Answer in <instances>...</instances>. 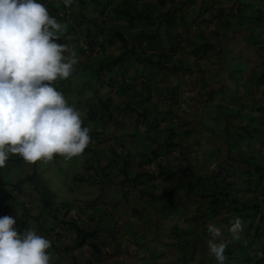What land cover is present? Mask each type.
Segmentation results:
<instances>
[{
  "label": "crops",
  "instance_id": "obj_1",
  "mask_svg": "<svg viewBox=\"0 0 264 264\" xmlns=\"http://www.w3.org/2000/svg\"><path fill=\"white\" fill-rule=\"evenodd\" d=\"M55 2L41 4L48 11L60 7L61 16H51L78 31L73 40H66L69 48L78 54L70 44L77 37L81 47L82 43L88 45L86 51L80 49L75 71L91 68L89 63L97 73L107 70L105 81H99L85 105L91 142L74 181L87 186L75 184L69 189L79 190V197L53 202L49 200L52 192L36 175L37 163L21 161L20 168L14 163L17 156L11 157V166L0 168V217L16 218L15 227L21 233L33 229L47 238L50 264H217L207 245L212 237L206 226L213 214L198 206L200 200L208 209L211 202L187 196L184 190L195 181L182 183L178 178L180 168L201 176L209 168L215 173L227 154L225 146L218 148L223 141L219 137L212 150L216 157H210L199 123L203 109L211 107L207 94L217 89L215 93H221L224 77L213 79L209 73L225 66L221 56L226 50L235 52L242 62L240 69L247 74L241 75L248 76L260 65L259 55L245 46L248 36L243 18L249 10L241 8L244 0H103L102 5V0H76L71 7ZM85 5L91 19L83 12ZM252 5L260 8L264 0ZM123 12L151 14L152 22H130ZM166 13L175 14L169 28L177 32L169 37L162 17ZM223 19L230 20L232 29L221 27ZM97 20L100 26H96ZM139 30H157L160 37L150 44L148 39L138 38ZM210 42L213 46L204 48ZM221 45L223 51L218 49ZM253 95L257 99L260 90ZM252 101H231L228 108L238 112L229 111L233 122L241 116L239 112L250 109ZM194 160L201 165L195 168ZM86 173L88 178H83ZM204 177L200 181H212L214 176ZM48 206L58 219L47 212ZM58 221L62 227L56 225ZM73 222L85 232H78ZM222 233L231 237L229 232ZM249 233L255 237V232ZM261 235L257 238L264 246V233ZM238 244L230 243L229 256H239ZM225 264L236 263L226 260ZM245 264L257 263L251 259Z\"/></svg>",
  "mask_w": 264,
  "mask_h": 264
},
{
  "label": "clouds",
  "instance_id": "obj_2",
  "mask_svg": "<svg viewBox=\"0 0 264 264\" xmlns=\"http://www.w3.org/2000/svg\"><path fill=\"white\" fill-rule=\"evenodd\" d=\"M71 7L76 0H62ZM67 25L50 16L37 0H0V168L10 156L27 163L70 160L83 154L91 142L90 128L53 85L67 79L78 63L76 52L57 43ZM16 218L0 217V264H50L51 242L33 229L22 233ZM208 251L225 264L226 250L239 241L243 221L234 217L231 239L221 227L206 226Z\"/></svg>",
  "mask_w": 264,
  "mask_h": 264
},
{
  "label": "trees",
  "instance_id": "obj_3",
  "mask_svg": "<svg viewBox=\"0 0 264 264\" xmlns=\"http://www.w3.org/2000/svg\"><path fill=\"white\" fill-rule=\"evenodd\" d=\"M254 1L247 0V2L244 1L241 3L243 10L250 8L243 18L245 21L243 31L248 36L245 38V46L252 47L253 51L259 55L260 65L256 71L253 69L249 72L245 83L251 85V81H255L258 86H264V10L255 8L252 5ZM262 7L264 9V6ZM220 14L223 17V13ZM123 15L127 16L130 22L141 19L152 22L150 20L151 14L143 16L142 13L137 12L132 16L128 12H123ZM162 17L166 20L164 32L167 31L169 34L170 32L168 30L171 26L172 19H175V14L173 16L172 14L166 13ZM181 17L184 19L183 15ZM216 17L218 16L216 15ZM223 21V23L221 22L222 28L230 27L232 29L233 25L228 24L230 20L223 19ZM238 30L239 32L242 31L241 29ZM116 33L120 35L119 31H116ZM216 33L219 34V30ZM137 36L138 38H144L143 40L148 39L150 44L155 43V40L160 37L157 30L151 33L139 30ZM212 46L213 44L210 42V44H205L204 48H210ZM221 48L223 51L222 45L218 49L221 51ZM231 89H234V87H231ZM247 96L250 99L253 98V94L251 93H247ZM256 101H259L261 105L264 104V91L262 88H260L259 97L252 101L253 105L250 106V109H245L246 112L242 111L244 119L238 125L239 130L236 132L237 135L235 134L234 137H231L233 134L229 132L228 126L225 127L224 131L228 137L223 139L221 144L228 151L226 156L219 162L222 166H218L219 168H216L217 171L215 170L216 172L212 173V176H214L213 180L210 181L211 179H207V181H204L207 183L204 184V182L200 181L204 176L198 174L197 181L192 183L190 188L184 190V193L193 199L209 198V203L211 202L209 205L211 206L210 208L205 209L203 207L205 203H200V200L198 201V206L201 204V208L209 210L210 214H213V221L211 223L221 227L222 232H229V227L234 217L241 218L244 228L237 246L244 248L247 254L244 261L239 262V264H245L248 260H251V257H253L252 253L256 257L252 260H255L257 264L264 262V246H261L260 239L257 238L262 237V233L259 232L260 230L264 232V105L256 108L254 104ZM231 115V113L226 114L227 121L232 117ZM235 148L236 150H234ZM231 150H234L233 154ZM225 162L228 165L227 167L230 168L229 171L223 166ZM230 173L232 174L230 175ZM178 180L181 181V176ZM234 189L237 191V197L231 195V191ZM47 212L55 219H58V216L52 213V209L49 210V206ZM62 224V221L56 223L57 226H61ZM72 225L77 227V224L74 222ZM77 229L78 232H85L82 226L77 227ZM249 232H255L252 235H255V237L245 239V237H251ZM228 239H231V237ZM80 241L83 240L80 239ZM225 254L227 260H233V263L241 257L240 255L237 257L229 256L227 251Z\"/></svg>",
  "mask_w": 264,
  "mask_h": 264
},
{
  "label": "rangeland",
  "instance_id": "obj_4",
  "mask_svg": "<svg viewBox=\"0 0 264 264\" xmlns=\"http://www.w3.org/2000/svg\"><path fill=\"white\" fill-rule=\"evenodd\" d=\"M46 1L47 0H37V2L39 3H43ZM57 1L58 2H55V5L56 4L60 5V3L62 2V0H57ZM104 1H111V0H104ZM244 1L247 2V0H244ZM102 4H103V0L101 2V5ZM55 7L57 11L56 12L53 10L49 11L50 16L59 13L60 7L58 6H55ZM84 8L85 10L83 9V12L87 14L88 19H91L92 13L91 11L87 12L88 6L85 5ZM247 9H250V8H247ZM259 9L264 10L262 6ZM60 14L61 13H59L58 15L61 16ZM100 20H101V17H100ZM95 24L96 26L101 25L100 21L98 20ZM73 27H76V26L74 25ZM97 29L99 30V27L96 28L94 31L97 32ZM237 29L238 28H236V30ZM168 31L170 32L168 37L172 35V33L177 32V30L175 31L174 28H169ZM77 32L78 31L72 28L71 26L68 27L65 33L63 34V36L61 37V39L57 41V43L68 45L69 41H66V40L69 38H70L69 40H73L71 37H76ZM89 38L95 41L93 36ZM171 38H173V36H171ZM78 42H79V38L77 37L70 44H73V46H76L73 48H76L77 51H79L78 54H80L81 53L80 49L83 47L84 49L83 51H86V49L88 48V45H85L84 43H82V47H81V44L79 45ZM235 55H236L235 52L230 51L229 53V51L226 50V53L221 56L222 63L225 64V66L221 67V69H219L218 72L211 71L209 73L212 75L213 79L220 77V76L224 77L221 82V86H222L221 93L223 91V95H220L221 93L220 94L215 93L216 91L220 89H217L215 91L213 90L209 94H207V98L209 97L211 101V107L206 106V108L203 109V111L201 112V120L199 123L200 130L205 131V135H204V138L206 141L205 147H207L206 151L210 154V157L211 156L216 157V154L213 153L212 151L214 142H217L219 144L216 138L221 137L223 139H226L228 137V135H226L224 131L225 127L228 126L229 132L233 134L231 135V137H234L235 134L237 135L236 132L239 130V127H238L239 123L242 121V119H244L243 113L239 112L241 116L239 118H236L237 122H233V119L231 118L227 122L225 121L226 114L230 113L229 111H235L233 109L228 108L230 106L229 104L231 103V101L233 102L238 101L240 103L242 102L244 103L246 100H248L249 103H251V101L254 100V95H253V98L250 99L247 96V93L254 94L257 90H260V88H262L264 91V86H260V85L256 86L257 84L255 83V81H251V85L243 86V81L246 82V78H248L249 75L248 76L246 74L241 75V72H245V71L240 69L242 62L238 60L235 57ZM89 66L93 68L92 63H89ZM91 68H89L88 66L86 67L83 66L82 68L77 69V71L74 70L73 73L67 79H59L55 81L53 85L58 91H60L65 96V99L67 100L70 106L80 111L81 117L83 120V126H87L89 128H90V123L88 124L85 122V114H86L85 105L87 104L89 95L91 96L92 94V90L99 87L98 85L99 81H101L102 83L103 81H105V78L107 77L106 76L107 70L105 68L102 70H98L99 73H97L95 70L93 71ZM231 87H234V89H231ZM238 94H239V97L236 100ZM218 95L220 96L218 97ZM84 99H87V100H84ZM254 104L256 108H258V106L261 105L259 101H256ZM263 105H261L260 107H262ZM237 113L238 112L236 110L235 115H237ZM219 147L220 148L223 147L222 144L219 145L218 148ZM234 150H236V148ZM234 150L233 151L231 150L232 154L234 153ZM192 152L197 153V150L194 149ZM221 152H223L222 155L225 154L224 149ZM217 155H219V153ZM14 156H17L18 158L16 161H14L15 166L20 167V165L22 164L21 161L22 162H25V161L23 160L22 157L18 155H12L10 156V158L11 157L13 158ZM85 157H86L85 154H81L79 156H75L71 158L70 160H65L63 157L56 155L52 161H48V162L37 161L36 162L37 163L36 164L37 165L36 175H38V178L40 179L41 184L46 186L45 189L47 191L52 192L51 196L49 197V200L53 202L68 201L70 200V198L80 196L78 193L79 190L77 191L73 188L74 190L71 191L69 187H74L75 184H76V187L79 185L87 186L86 184H79L76 181H74L76 177V172L77 170L80 169V166L82 165L83 160H85ZM220 158H221V155H220ZM194 162H195L194 164L195 168H197V166L201 165L202 163L200 160H194ZM6 164H7V169H8L11 166V164L8 161L6 162ZM223 166L228 171L230 170V168L227 167L228 165L226 162L224 163ZM214 168L215 167L213 166L212 170ZM179 173L181 175L182 183H185L186 181H189V180L196 181L198 177V175L195 173V170H188V169L180 168ZM39 174L41 178H46L48 181H46V179L45 180L41 179L39 177ZM210 174H211L210 168L209 170L206 169V171L202 173V175L206 176V178L212 177V174L211 175ZM231 174L232 173H230V175ZM82 176L83 178H88L87 173ZM9 177L10 175L5 178L8 179ZM91 178L92 179L95 178V175H92ZM225 184L227 185V183ZM91 194H92V191H89L88 195H91ZM231 195L237 197L236 189L231 191ZM82 196H83V193L81 191V197ZM262 231L263 230H260L259 232L264 233ZM245 239H251V237H245ZM237 254L240 255L241 257L235 263L239 264V262H243L244 259L246 258L247 251H245L244 248H239ZM252 254H253V257L251 258L255 259L256 257L254 256V253ZM229 262H233V260H227V263Z\"/></svg>",
  "mask_w": 264,
  "mask_h": 264
},
{
  "label": "built area",
  "instance_id": "obj_5",
  "mask_svg": "<svg viewBox=\"0 0 264 264\" xmlns=\"http://www.w3.org/2000/svg\"><path fill=\"white\" fill-rule=\"evenodd\" d=\"M55 230H56L57 232H59V230H58L57 228H56Z\"/></svg>",
  "mask_w": 264,
  "mask_h": 264
}]
</instances>
